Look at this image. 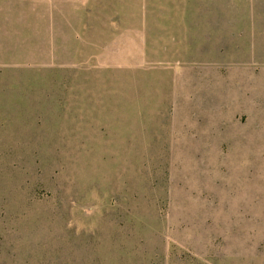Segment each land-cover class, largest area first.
<instances>
[{"label": "rangeland", "instance_id": "374dc122", "mask_svg": "<svg viewBox=\"0 0 264 264\" xmlns=\"http://www.w3.org/2000/svg\"><path fill=\"white\" fill-rule=\"evenodd\" d=\"M0 264H264V0H0Z\"/></svg>", "mask_w": 264, "mask_h": 264}]
</instances>
